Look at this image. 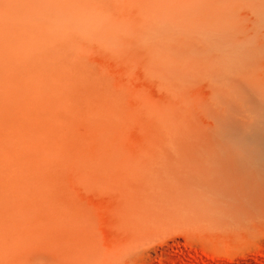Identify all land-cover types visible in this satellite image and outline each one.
<instances>
[{"label":"bare ground","instance_id":"6f19581e","mask_svg":"<svg viewBox=\"0 0 264 264\" xmlns=\"http://www.w3.org/2000/svg\"><path fill=\"white\" fill-rule=\"evenodd\" d=\"M263 229L264 0H0V264Z\"/></svg>","mask_w":264,"mask_h":264},{"label":"rangeland","instance_id":"374dc122","mask_svg":"<svg viewBox=\"0 0 264 264\" xmlns=\"http://www.w3.org/2000/svg\"><path fill=\"white\" fill-rule=\"evenodd\" d=\"M257 236L242 239L241 249L225 243L209 253L197 246H176V251L160 258L157 264H264V229Z\"/></svg>","mask_w":264,"mask_h":264}]
</instances>
